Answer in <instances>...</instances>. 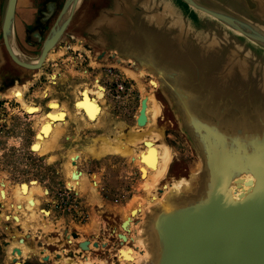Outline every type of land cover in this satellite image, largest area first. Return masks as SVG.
<instances>
[{
  "label": "water",
  "instance_id": "95a60500",
  "mask_svg": "<svg viewBox=\"0 0 264 264\" xmlns=\"http://www.w3.org/2000/svg\"><path fill=\"white\" fill-rule=\"evenodd\" d=\"M71 47L95 65L136 73L155 118H168L193 165L163 143L165 173L141 189L154 202L126 218L104 209L87 233L64 226L27 236L32 250H47L32 256L46 264H264V0H0V102L15 89L23 97L49 58Z\"/></svg>",
  "mask_w": 264,
  "mask_h": 264
},
{
  "label": "rangeland",
  "instance_id": "374dc122",
  "mask_svg": "<svg viewBox=\"0 0 264 264\" xmlns=\"http://www.w3.org/2000/svg\"><path fill=\"white\" fill-rule=\"evenodd\" d=\"M119 86L123 89L118 90ZM86 87L95 89L92 93L94 98L99 93L103 94V113L98 123L93 125L79 121L73 107L79 92ZM25 98L28 102L42 106L44 112L50 110L47 106L49 102L63 103L72 118L65 127L58 129L56 140L45 146L43 153L49 159L41 160L37 146H31L35 144V117L24 114L15 100L0 102V190L3 192L1 194L0 191V196L9 198L3 214H11L7 205L13 190L26 191L38 185L40 210L47 212L45 215L50 217V222L87 233L92 231L98 215L104 209L120 213L133 198L142 194L145 181L139 166L129 157L104 152L106 144L115 141L114 137L125 136L126 132L136 133L134 128L142 93L137 84L122 71L116 67L95 65L84 51L73 48L49 60L37 83L26 91ZM167 119L162 122L154 117L151 127L142 133L149 135L165 131V138L162 135L155 138L157 144L170 145L179 158L193 165L186 145L168 128ZM89 148L93 149L94 154H87ZM135 148L139 149V144ZM70 151L83 153L77 165L84 175V186L79 195H75L65 184L66 178L62 172V164L67 161ZM20 217L21 225L28 227L32 224L28 215ZM7 223L4 218H0V241L4 238L3 225ZM1 247L0 264H12L9 254ZM20 264L46 263L38 256H31Z\"/></svg>",
  "mask_w": 264,
  "mask_h": 264
},
{
  "label": "bare ground",
  "instance_id": "6f19581e",
  "mask_svg": "<svg viewBox=\"0 0 264 264\" xmlns=\"http://www.w3.org/2000/svg\"><path fill=\"white\" fill-rule=\"evenodd\" d=\"M73 48L80 49L77 47H71L68 48V50ZM81 50L84 51V53L89 57L88 53L85 50L80 49V51ZM66 52L67 51L63 53ZM52 57L53 56H51L49 60ZM116 68L122 71L126 76H128L137 84L140 92L142 93V98H148V107L146 109L148 121L143 128H138L135 126L134 130L136 133L128 134L126 132L125 136L119 138L114 137L113 140L115 141L113 143L106 144L104 152H111L114 155H118L121 157H129V159L134 164L140 166L141 177L145 181L144 185L149 186H147L146 189L147 192H149V188H152L163 177L167 164L171 159V152L170 149L164 144H154L155 138L160 137L157 132H152V134L149 135H144L142 133V131H146L147 129H149V127H151L154 117L160 115L159 109L154 102L152 94L146 93L145 86L138 78L136 73L119 66H117ZM94 90L95 89L93 87L92 89L88 87L83 88L79 92V98L76 99L73 103L76 117H78L79 121H82L87 125L98 123L103 113V109L101 106L103 102V94L99 93L97 94V97L94 98L92 95ZM12 97H14L16 102L19 103L24 114L30 117H35L37 124V129L34 134L35 144H31V146H37V154L42 156L43 160H47L46 154L43 153L45 146L56 140L58 129H60L61 127H65L68 124V121L72 118L71 113L63 103L58 104L57 102H49L47 106L50 107V110L44 112V108L42 106L35 105L31 102L26 101L25 95L22 97V92L19 89H15L12 92V96H9L8 98L11 99ZM76 124H79L78 121H76ZM145 140H149L153 144L149 145V147L143 149L139 148L136 150L135 147L137 146V144L142 143V141ZM37 148H35V150H37ZM82 154L83 153L81 152L70 151V153L67 155V161L62 164V172L66 178L65 184L74 192L75 195H79L83 190L82 187L84 186V175L77 169L78 161L80 155ZM87 154H94L93 149L89 148L87 150ZM141 155L143 156L142 161L140 160ZM149 166H151V168ZM92 185H94V183ZM0 191L1 194H3L2 190ZM39 193L40 187L38 185H33L26 191L13 190L11 201L7 205L8 209H10L11 211L10 215L3 214L5 203L9 200V198L0 196V218H4L8 222L7 224L3 225L4 245L2 246L4 251L9 254L12 264H20L25 259L31 257L33 253L41 255L40 251H42V255H47L46 248H39V250L35 252L30 247H28L26 242L27 238L31 237L30 239L35 241L36 239L41 238L43 234H46V230L60 231L64 227L61 223L50 222V217L45 215L47 214V212H45V210H43V212L40 210L41 203L38 199ZM43 193L46 194V192ZM155 199V195H153L152 198H147L145 194L137 195L129 202L122 213L126 218L130 215L132 209L141 208L144 201L150 203L154 202ZM21 215H28L31 219V221L29 222H31L32 224L28 225V227L21 225L23 224L20 217ZM34 224L38 225V227L36 228V225ZM62 264H67V262L63 261ZM73 264L95 263L93 261H90L89 259H83L77 260Z\"/></svg>",
  "mask_w": 264,
  "mask_h": 264
},
{
  "label": "built area",
  "instance_id": "2783aa9c",
  "mask_svg": "<svg viewBox=\"0 0 264 264\" xmlns=\"http://www.w3.org/2000/svg\"><path fill=\"white\" fill-rule=\"evenodd\" d=\"M122 89H123V87H122V86H119V87H118V90H122Z\"/></svg>",
  "mask_w": 264,
  "mask_h": 264
},
{
  "label": "crops",
  "instance_id": "0c3cea01",
  "mask_svg": "<svg viewBox=\"0 0 264 264\" xmlns=\"http://www.w3.org/2000/svg\"><path fill=\"white\" fill-rule=\"evenodd\" d=\"M48 157H49V156H47V160H48Z\"/></svg>",
  "mask_w": 264,
  "mask_h": 264
}]
</instances>
